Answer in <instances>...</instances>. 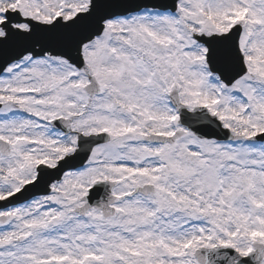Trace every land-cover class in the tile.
Listing matches in <instances>:
<instances>
[{
    "label": "rangeland",
    "instance_id": "1",
    "mask_svg": "<svg viewBox=\"0 0 264 264\" xmlns=\"http://www.w3.org/2000/svg\"><path fill=\"white\" fill-rule=\"evenodd\" d=\"M88 2L0 0V21L6 9L40 22L68 20ZM246 9L239 45L248 71L226 87L207 73L205 49L191 35L223 33ZM82 54V71L47 57L0 80V138L12 145L10 156H0V198L31 181L37 164L72 153L78 134L105 130L111 138L49 196L5 213L10 221L0 225V264H83L86 253L93 260L85 257V264H197L193 250L200 246L228 245L241 255L252 250L255 239L248 236L264 235V143L219 144L188 131L174 145L142 138L181 130L170 122L173 88L189 108L208 106L235 134L264 130V0H179L174 17L106 23ZM90 76L102 84L95 99L83 91ZM58 116L72 122L71 135L48 125ZM99 180L119 184L115 193L124 200L116 218L93 210L80 219L73 209ZM146 183L154 185L153 197L125 198Z\"/></svg>",
    "mask_w": 264,
    "mask_h": 264
},
{
    "label": "water",
    "instance_id": "2",
    "mask_svg": "<svg viewBox=\"0 0 264 264\" xmlns=\"http://www.w3.org/2000/svg\"><path fill=\"white\" fill-rule=\"evenodd\" d=\"M177 0H148L147 2H141V0H125L124 5L119 3V0H92L91 10L82 15H78L73 21L64 24L65 27H47L48 29L41 30L40 27L32 28L29 37H19L25 45L11 46V42L18 41L16 33L9 29V22L4 26L6 27V38L0 39V71L5 64L12 59L20 58L27 51L32 53H43L49 51L55 54H61L68 58L70 62L74 63L78 68H82L83 63L80 54V47L83 43L92 39L95 35L100 34L102 29L101 22L108 17L118 15L122 12L131 11V9L138 7H126L128 4H135L136 6L162 8V9H174L175 2ZM81 18V19H80ZM80 19V20H79ZM51 28V29H49ZM39 36L43 38L41 41H33L32 37ZM35 39V38H34ZM237 34L225 35L222 37H212L209 40L204 41L209 48L208 60L211 69L217 72L224 81L234 80L243 73V67L241 58L236 48ZM20 41V40H19ZM35 46H39L36 49ZM97 89V85L94 80H91L90 85L87 86V90L90 94H93ZM192 116L201 118L202 115L194 112ZM190 128L199 135L205 137L219 138L220 136L214 132H209L205 128L198 131L197 127ZM209 128H211L209 126ZM213 129V128H212ZM68 130V127H67ZM101 135L96 137H90L87 139L80 138L79 148L75 155L70 158H66L59 162L58 166L54 169L39 168V175L35 183L27 186L22 192L14 196L13 203H21L30 199L36 195H44L49 192V185L59 180L61 174L75 167L83 164L86 160L92 146L105 141ZM9 152H6L7 155ZM111 184L98 183L93 186L89 191L87 197L82 200L85 201L83 207L76 211L80 214L86 213V211L92 207L104 211V216L112 214V209H108L107 205L111 203L110 197ZM135 192H152L151 187L147 189H137ZM7 217L0 218V222H6ZM262 246L256 247V252L249 255L247 258L240 259L232 252H223L215 250L202 249L196 252V257L201 264H260L263 257ZM234 261H237L236 263Z\"/></svg>",
    "mask_w": 264,
    "mask_h": 264
}]
</instances>
